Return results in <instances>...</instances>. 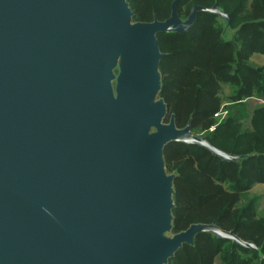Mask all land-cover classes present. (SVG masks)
Segmentation results:
<instances>
[{"label":"water","instance_id":"water-1","mask_svg":"<svg viewBox=\"0 0 264 264\" xmlns=\"http://www.w3.org/2000/svg\"><path fill=\"white\" fill-rule=\"evenodd\" d=\"M174 0L165 21H134L127 0H0V264H169L198 235L253 252L232 231L174 228L171 143L226 162L237 156L178 128L160 97L159 34H184Z\"/></svg>","mask_w":264,"mask_h":264},{"label":"trees","instance_id":"trees-1","mask_svg":"<svg viewBox=\"0 0 264 264\" xmlns=\"http://www.w3.org/2000/svg\"><path fill=\"white\" fill-rule=\"evenodd\" d=\"M174 0H127L134 21H165ZM222 9L231 22V38H221L223 24L217 16L198 13L189 32L159 34L162 91L168 118L175 116L178 128L191 121L195 135L227 154L247 156L226 162L207 150L171 143L164 151L174 182L173 233L194 224H214L253 242L264 255V216L257 200L248 194L264 185V104L251 118L246 101H264V65L251 59L264 56V0H180L178 12L187 19L194 6ZM229 86L228 105L223 107V86ZM227 115L221 121L216 116ZM250 118V119H249ZM249 121V127L245 126ZM264 264L253 252L213 234L197 236L193 246L184 245L169 264Z\"/></svg>","mask_w":264,"mask_h":264},{"label":"rangeland","instance_id":"rangeland-1","mask_svg":"<svg viewBox=\"0 0 264 264\" xmlns=\"http://www.w3.org/2000/svg\"><path fill=\"white\" fill-rule=\"evenodd\" d=\"M251 61L254 64H256V65H260V66L264 65L263 59H259L258 56L252 57ZM231 91L232 90H231V88L229 86H226V85L223 86V91H222V98L224 100L223 107L228 105L227 97L230 95ZM257 100L258 99H256V98H252V99H249V100L246 101L247 106H248V115L250 116V118H251V114H252L254 108L257 105L262 104V103H260ZM226 115H227V113L223 112L222 115H219V117H217L218 121L223 120ZM245 126L249 127V121H246ZM247 197H248L249 200H257V203H258V215H259V217H263L264 216V186L263 185H258L256 187H254L251 190V192L248 194ZM215 264H220L219 260H216Z\"/></svg>","mask_w":264,"mask_h":264},{"label":"built area","instance_id":"built-area-1","mask_svg":"<svg viewBox=\"0 0 264 264\" xmlns=\"http://www.w3.org/2000/svg\"><path fill=\"white\" fill-rule=\"evenodd\" d=\"M257 101H259L260 103L264 104V101H262V100H259V99H258ZM225 113H226V112H225ZM222 114H223V112L220 113V114H218V115L216 116V118L219 117V115H222Z\"/></svg>","mask_w":264,"mask_h":264},{"label":"crops","instance_id":"crops-1","mask_svg":"<svg viewBox=\"0 0 264 264\" xmlns=\"http://www.w3.org/2000/svg\"><path fill=\"white\" fill-rule=\"evenodd\" d=\"M255 56H258L259 59H263V61H264V56H259V55H255ZM263 186H264V185H263Z\"/></svg>","mask_w":264,"mask_h":264}]
</instances>
